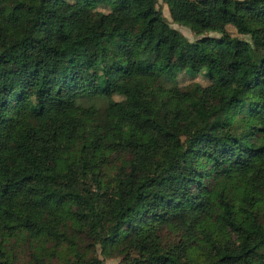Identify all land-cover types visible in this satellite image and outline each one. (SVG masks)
Segmentation results:
<instances>
[{
	"label": "trees",
	"instance_id": "trees-1",
	"mask_svg": "<svg viewBox=\"0 0 264 264\" xmlns=\"http://www.w3.org/2000/svg\"><path fill=\"white\" fill-rule=\"evenodd\" d=\"M157 1L0 0V264H264V0Z\"/></svg>",
	"mask_w": 264,
	"mask_h": 264
},
{
	"label": "rangeland",
	"instance_id": "rangeland-1",
	"mask_svg": "<svg viewBox=\"0 0 264 264\" xmlns=\"http://www.w3.org/2000/svg\"><path fill=\"white\" fill-rule=\"evenodd\" d=\"M156 6L161 10L162 14L164 15L165 19L170 24V26L181 31L191 42H194L204 36L212 37L214 39L221 38V35L217 32H207L205 34L196 35L189 28L179 25L172 21L169 15L167 5L162 0H158ZM94 10L106 13L110 11V7L106 4H99L97 5V7L94 8ZM226 32L231 37H236L251 42V38L249 35L238 33L233 25H227ZM33 56L35 58V61L40 59L39 54L36 52H33ZM133 74L146 79L157 78L156 73H154L153 71H134ZM177 82L178 85H180L181 87H184L192 82H197L201 85H207L209 83L208 79L202 74L193 77L184 72L178 74ZM114 98L118 100L120 97L115 96ZM107 112L112 117H122V112L117 109H108ZM40 119L41 118H38V120ZM161 238L163 241L173 243L178 239V235L174 234L173 232L171 233L168 230H164L162 231ZM82 245V247H84V244ZM19 250L20 253L17 252V256L19 258V263L23 264H36L35 261H33V254H35L36 256H41L45 264H60L59 262H61L62 257H65V255L67 254V248L65 245H61L60 247H54L48 242H46L45 244H42L41 242H38V244H36L35 242L26 243L22 245ZM51 250H54V255L51 254ZM96 255L101 259L100 264H116L120 260L118 256L105 257L101 253L99 247H97L96 249Z\"/></svg>",
	"mask_w": 264,
	"mask_h": 264
}]
</instances>
